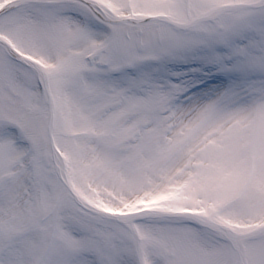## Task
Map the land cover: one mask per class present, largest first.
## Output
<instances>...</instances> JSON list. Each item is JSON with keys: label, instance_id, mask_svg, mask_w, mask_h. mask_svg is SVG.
<instances>
[{"label": "snow or ice", "instance_id": "6c2138e0", "mask_svg": "<svg viewBox=\"0 0 264 264\" xmlns=\"http://www.w3.org/2000/svg\"><path fill=\"white\" fill-rule=\"evenodd\" d=\"M0 264H264V0H0Z\"/></svg>", "mask_w": 264, "mask_h": 264}]
</instances>
